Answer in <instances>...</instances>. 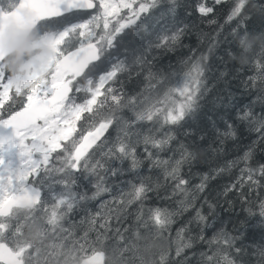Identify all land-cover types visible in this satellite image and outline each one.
Here are the masks:
<instances>
[{"label":"snow or ice","instance_id":"1","mask_svg":"<svg viewBox=\"0 0 264 264\" xmlns=\"http://www.w3.org/2000/svg\"><path fill=\"white\" fill-rule=\"evenodd\" d=\"M159 2L139 0L138 7H134L137 0H119V3L99 0L96 15L89 20L72 23L71 19H78L82 15L74 10L94 8L93 0H0V27L19 21L23 11L29 13L31 23L37 26L46 27L55 22L51 19L55 17H61L64 21L62 29L51 31L45 38L51 55L29 75L13 78L0 69V264H108L110 240L113 264H166V253H158L156 246L162 242V234L171 224L173 213L167 209L150 208L145 219L142 202L152 189L143 180L139 186L133 185L131 192L122 194L119 201H114L117 207L104 206L95 214H86L79 224L73 222L67 228L63 226V222L69 219L70 214H75L78 206L83 207L81 202L89 199L86 191L83 194L79 191L81 186L87 190L88 185L92 184L97 189L92 197L94 199L100 192L108 191L105 182L109 174L118 176L124 171L96 160L97 152L110 159L130 160L131 170L135 172L139 161L132 137L136 136L139 142L140 133L133 132V127L150 122L151 127L148 134L143 136V142L163 150L173 139L164 126L178 125L184 121L197 109L199 101L208 91L204 81V62L208 60L205 53L182 60L187 70L177 75L174 81H167L164 77L158 79L149 68L144 77L145 86L136 95L129 96L122 88H108L103 100L97 99L102 95L104 85L113 81L117 73L125 68L123 62L113 63L111 70L100 75L98 81L94 79L105 64L111 63L108 49L116 46L119 34L135 25L144 13L150 12ZM170 2L175 4V0ZM214 2L224 4L229 0ZM230 3L226 22L239 17L243 25L248 6L264 18V5L257 6L255 0H230ZM121 9L129 10L126 19L120 15ZM198 10L206 15L213 8L201 4ZM65 13L71 14V17L65 16ZM101 21L102 31L97 32ZM209 23L215 21L210 20ZM243 27L246 29V25ZM183 32L184 29L178 28L170 36H162L156 47L168 48L169 44H177ZM233 33L243 60L251 49L244 46V38L252 35L247 30L241 34L233 29ZM76 37L80 38L78 47L72 44ZM256 38L262 41L260 48L264 52V33ZM214 43L213 40L209 52ZM71 47H75V50H70ZM77 78L84 83L81 84ZM249 79L253 87L257 86V80L264 85V75ZM166 83L171 86L164 90ZM10 90H14V96H9ZM259 91L261 95L257 99L264 103V86ZM81 92L86 96L82 102H77L74 93ZM109 97L111 102L108 101ZM125 108L131 111L132 119L116 115L117 110ZM241 112L238 119L257 137L242 157L229 162V167L243 161L245 167L240 170L241 175H246L251 184L259 185L260 181L254 179V174L258 172L264 177V165L254 169L248 161L257 149L264 151V115H256L251 105ZM81 120L87 127H81L78 132L77 122ZM115 125L122 126L117 131L116 141L109 146L104 134L110 126ZM157 134L161 135L160 139L156 138ZM223 135L234 138L236 129L228 125ZM179 153V159L161 160L157 157L152 161L154 168L163 169L165 182H176L171 195L164 199L187 195V189L183 187L187 181L180 178V169L194 158V154L185 145L180 146ZM152 156L153 153H149L148 159L152 160ZM160 186L158 183L157 187ZM197 187L203 191V182ZM138 201L141 207L137 210V230L133 236L126 235L130 229L121 231L119 227L113 236H109L111 225L108 221L114 219L122 225L127 218L128 207ZM259 215L264 217V201L260 203ZM196 218L203 224L200 240H204L205 229L216 226L204 223L206 218L199 211ZM139 228L145 229L147 234H141ZM185 231V228L178 230L177 235L181 240ZM92 233H95L94 239L91 238ZM234 240L221 228L208 241L210 247L217 246L216 250L211 255L201 253L204 258L202 264H221V261L223 264H233L219 245L230 247ZM185 247H191V244L178 246L177 255ZM156 255L160 256L158 261L154 259ZM259 255L264 257V249L259 251Z\"/></svg>","mask_w":264,"mask_h":264},{"label":"trees","instance_id":"2","mask_svg":"<svg viewBox=\"0 0 264 264\" xmlns=\"http://www.w3.org/2000/svg\"><path fill=\"white\" fill-rule=\"evenodd\" d=\"M255 3L257 6L264 5V0H255ZM201 4L213 8V11L202 15L198 10ZM230 7V0L224 4H216L214 0H175L174 5L170 0H160L156 7L144 13L135 25L119 34L115 41L116 46L108 49V52H111V63L105 64L96 73L94 79L97 80L99 75L110 70L113 63L123 62L125 68L117 73L113 81L104 85L98 100H103V94L108 88L117 90L122 88L129 96L136 95L145 86L144 77L149 68L156 73L158 79L164 77L167 81H174L177 75H182L187 70L182 65V60L205 53L208 54V60L204 62V81L208 91L199 101L197 109L184 121L178 125L164 126L173 139L163 150L155 149L151 144L145 145L143 142V136L148 134V129L151 127L150 122L145 121L133 127V132L140 133L139 142L136 136L132 137L136 158L139 161L135 172L131 170L130 160L110 159L97 152L96 160L124 171L118 176L109 174L105 182L108 191L100 192L94 199L92 197L97 189L92 184L88 185L87 190L81 186L79 191L82 194L86 191L89 199L82 201L83 207L78 206L75 214H70L69 219L63 222L65 228L73 222L79 224L86 214H95L104 206L117 207L114 201H119L122 194L131 192L133 185L139 186L143 180L152 189L146 193V198L142 202L145 219L150 208L167 209L173 213L171 224L162 234V242L156 246L158 253H166V264H202L204 258L201 253L211 255L216 250L217 246L210 247L208 241L221 228L235 238L230 247L219 245L233 264H264V257L259 255V251L264 249V217L259 215L260 203L264 201V177L258 172L255 173L254 179L259 180L260 183L253 185L247 180L246 175H241L240 170L245 167L243 161L229 167V162L242 157L257 137L255 132H249L245 124L238 119L242 114L241 110L251 105L256 115H264V103L257 99L261 95L259 89L264 85L257 80V86L253 87L249 79L264 75V52L260 48L262 41L256 38L264 33V18L251 6L246 7L243 16L245 29L239 17L226 22ZM95 11L96 6L92 11H79L82 15L78 19H71V22L89 20L90 14ZM64 15L71 17L69 13ZM51 19L55 22L46 27L35 24L26 38L36 40L50 35L51 31L62 29L64 21L61 17ZM210 20H214L215 23H209ZM178 28L184 29V32L177 44H169L168 48L156 47L162 36H170ZM233 29L241 34L247 30L252 35L244 38V46L251 49L243 60L240 58L241 49L234 39ZM99 30L100 27L96 29L97 32ZM79 39L76 37L72 40L75 47L79 45ZM213 40L215 43L212 51L209 52ZM73 48L71 47L70 50ZM13 54L15 58L20 57L23 48ZM13 63L9 60L2 70L9 75L12 74L17 67ZM77 79L81 84L84 83L81 78ZM169 86L171 84L166 83L164 90ZM74 94L77 102H82L86 96L84 92ZM108 101L111 102V97ZM116 115L128 120L133 118L127 108L117 110ZM228 125H233L236 129L234 138L223 135L228 130ZM121 126H110L105 132L109 146L116 141L117 131ZM81 127H87L83 120L77 122L78 132ZM156 138L160 139L161 135L157 134ZM181 145L188 147V150L194 154V158L180 169V178L187 181L183 186L187 189V195L179 194L164 199L171 195L176 182L172 180L165 182L163 169L154 168L152 161L157 157L161 160L179 159ZM149 153H153L152 160L148 159ZM248 164L254 169L264 165V151L257 149ZM205 177L208 179L205 180ZM202 182L204 187L203 191H200L197 186ZM158 183L161 185L159 188ZM140 207L139 201L130 205L127 218L122 225L114 219L108 221L111 225L109 236H113L116 228L119 227L121 231L125 228L130 229L126 235L132 237L137 230L136 214ZM197 211L206 218L204 223L216 226L205 229L204 240H200V228L203 224L196 218ZM181 228L186 229L183 240L177 235ZM214 230L216 231L212 235ZM139 231L141 234H147L143 228H139ZM80 234L82 235L83 232L81 231ZM91 238H95V233L91 234ZM108 243V264H113V256H109L112 253V241ZM184 243H190L191 247L183 248L180 255H177V247ZM154 259L158 261L160 256L156 255Z\"/></svg>","mask_w":264,"mask_h":264},{"label":"water","instance_id":"3","mask_svg":"<svg viewBox=\"0 0 264 264\" xmlns=\"http://www.w3.org/2000/svg\"><path fill=\"white\" fill-rule=\"evenodd\" d=\"M23 2V0H22ZM94 4V2H93ZM95 8V6H94ZM92 9H83V10H74V11H92ZM56 18V17H55ZM9 24H14L16 27L15 32H10ZM35 24L31 23L30 15L27 11H23L21 13V18L19 21H12L7 23L6 25L0 27V60L7 54L11 53V51L19 45L28 31L34 26ZM18 36L21 38L18 39ZM78 47V46H77ZM71 50H75V47ZM94 130V129H93ZM86 134V132H85Z\"/></svg>","mask_w":264,"mask_h":264},{"label":"rangeland","instance_id":"4","mask_svg":"<svg viewBox=\"0 0 264 264\" xmlns=\"http://www.w3.org/2000/svg\"><path fill=\"white\" fill-rule=\"evenodd\" d=\"M94 2V6H96V11L94 13L90 14L89 19H91L92 16L97 14V9H98V5H99V0H93ZM113 2L115 3H119V0H113ZM138 3L139 0H137V4L134 5V7H138ZM129 10L128 9H121L120 15L123 16L125 19L128 17L129 15ZM109 19H111V17H109ZM115 24V21H113V25ZM102 27H103V22L101 21L100 24V31H102ZM49 35H45L42 36L41 38L37 39L36 41L32 42L31 44H29L27 46L28 49H37L36 53L34 54V56L32 58H30L23 66H22V73L19 74L17 77L15 78H23L26 77L27 75H29V73L36 67L40 66V64L42 63V61L46 58H48L51 55V49L47 46L46 43V37ZM111 70V69H110ZM103 75V74H101ZM100 76V75H99ZM99 76L97 78V81L99 79ZM0 91H2V88H0ZM216 230H214L211 234L213 235L215 233ZM109 256H113L112 253L109 254Z\"/></svg>","mask_w":264,"mask_h":264},{"label":"flooded vegetation","instance_id":"5","mask_svg":"<svg viewBox=\"0 0 264 264\" xmlns=\"http://www.w3.org/2000/svg\"><path fill=\"white\" fill-rule=\"evenodd\" d=\"M35 26V25H34ZM34 26L28 31V33L26 34V36L24 37L23 41L17 45L16 47H14V49L11 51V53L5 55L1 60H0V69H2V67L9 61L11 60V62L13 63V60H15L13 64L17 65L15 71L10 74L11 77L15 78L17 77L19 74L22 73V66L30 59L34 56V54L36 53L37 49H28L27 46L29 44H31L32 42L36 41V40H28L26 37L29 34V32L34 28ZM39 39V38H38ZM23 48V54L20 57H16L14 56V52H17L18 49ZM6 61V62H5ZM6 82V81H5ZM9 96H14V90H10L9 92ZM19 99V98H17ZM6 103H8L6 101ZM6 114V113H5ZM90 150V149H89Z\"/></svg>","mask_w":264,"mask_h":264},{"label":"clouds","instance_id":"6","mask_svg":"<svg viewBox=\"0 0 264 264\" xmlns=\"http://www.w3.org/2000/svg\"><path fill=\"white\" fill-rule=\"evenodd\" d=\"M10 32H15L16 31V27L14 24H9V29H8ZM21 37L18 36V39H20Z\"/></svg>","mask_w":264,"mask_h":264}]
</instances>
